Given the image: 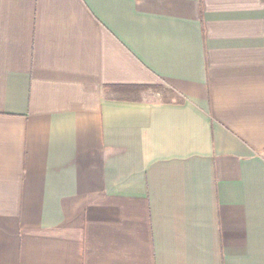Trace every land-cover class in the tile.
I'll return each mask as SVG.
<instances>
[{
  "label": "crops",
  "instance_id": "crops-1",
  "mask_svg": "<svg viewBox=\"0 0 264 264\" xmlns=\"http://www.w3.org/2000/svg\"><path fill=\"white\" fill-rule=\"evenodd\" d=\"M0 264H264V0H0Z\"/></svg>",
  "mask_w": 264,
  "mask_h": 264
}]
</instances>
